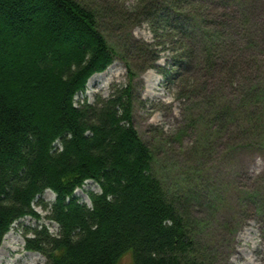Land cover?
Segmentation results:
<instances>
[{
    "label": "trees",
    "instance_id": "obj_1",
    "mask_svg": "<svg viewBox=\"0 0 264 264\" xmlns=\"http://www.w3.org/2000/svg\"><path fill=\"white\" fill-rule=\"evenodd\" d=\"M235 1L133 0L130 10L173 44L171 77L201 66L232 84L233 100L213 105L206 133L235 128L255 139L242 145L264 152V66ZM114 58L85 0H0V245L15 222L37 217L36 204L57 225L25 241L45 264H119L126 254L131 264H206L181 197L163 189L132 126L129 87L76 99ZM246 65L254 76L242 74ZM88 181L100 190L87 191L90 205L74 195Z\"/></svg>",
    "mask_w": 264,
    "mask_h": 264
},
{
    "label": "rangeland",
    "instance_id": "obj_2",
    "mask_svg": "<svg viewBox=\"0 0 264 264\" xmlns=\"http://www.w3.org/2000/svg\"><path fill=\"white\" fill-rule=\"evenodd\" d=\"M85 1L115 58L88 79L76 99L93 102L107 97L112 87L128 86L132 126L153 152L152 171L163 189L181 197L206 264H264V152L242 145L255 139L249 138V143L238 137L235 128L222 130V136L206 133L212 131L208 115L213 105L233 97L232 84L213 78L201 66L191 65L171 77L178 69L174 46L162 43L150 24L133 18V0ZM235 2L238 17L248 20L242 37L255 40L253 55L264 66V0ZM244 70V75L256 73L254 66ZM89 189L100 191L88 181L74 195L90 205ZM54 198L50 191L41 196L46 204ZM34 210L37 217L15 222L4 236L0 264H45L40 253L26 249L25 241L32 236L31 229L47 226L55 232L57 226L46 218V209L34 204ZM131 261L126 254L119 264Z\"/></svg>",
    "mask_w": 264,
    "mask_h": 264
}]
</instances>
